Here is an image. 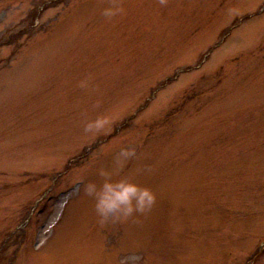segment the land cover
<instances>
[{
  "label": "rangeland",
  "instance_id": "obj_1",
  "mask_svg": "<svg viewBox=\"0 0 264 264\" xmlns=\"http://www.w3.org/2000/svg\"><path fill=\"white\" fill-rule=\"evenodd\" d=\"M262 243L264 0H0V264Z\"/></svg>",
  "mask_w": 264,
  "mask_h": 264
}]
</instances>
